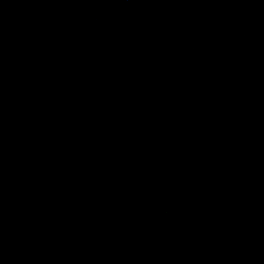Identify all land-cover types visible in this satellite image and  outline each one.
Wrapping results in <instances>:
<instances>
[{
  "label": "water",
  "instance_id": "water-1",
  "mask_svg": "<svg viewBox=\"0 0 264 264\" xmlns=\"http://www.w3.org/2000/svg\"><path fill=\"white\" fill-rule=\"evenodd\" d=\"M0 264H264V0H0Z\"/></svg>",
  "mask_w": 264,
  "mask_h": 264
}]
</instances>
